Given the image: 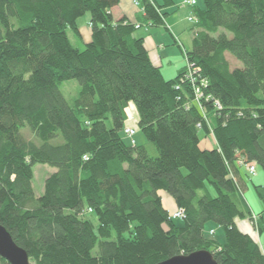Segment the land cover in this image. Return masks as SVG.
<instances>
[{
	"label": "trees",
	"instance_id": "16d2710c",
	"mask_svg": "<svg viewBox=\"0 0 264 264\" xmlns=\"http://www.w3.org/2000/svg\"><path fill=\"white\" fill-rule=\"evenodd\" d=\"M120 2L0 0V225L31 264H160L205 250L218 264H264V188L255 185L256 215L242 173L264 170V0L191 7L193 49L182 46L174 80L134 37L139 24L112 17ZM136 3L147 25H164L161 7ZM87 15L92 41L79 50L68 33L80 36ZM71 80L80 83L73 105L61 91ZM132 102L146 145L124 134ZM210 139L216 147L205 149ZM40 164L56 171L37 196ZM209 223L225 243L206 237Z\"/></svg>",
	"mask_w": 264,
	"mask_h": 264
},
{
	"label": "crops",
	"instance_id": "0c3cea01",
	"mask_svg": "<svg viewBox=\"0 0 264 264\" xmlns=\"http://www.w3.org/2000/svg\"><path fill=\"white\" fill-rule=\"evenodd\" d=\"M187 0H150L152 4L155 6L161 7L159 10L160 15H164V25L162 27H166L168 30L172 32V36L175 39V44L179 43L181 47L183 46L184 49L191 51L190 45L192 46L194 36L192 31L195 27L189 20V17L193 16V8H190L186 5ZM135 2H139L141 4L142 0H121L117 7L111 10L112 17H114L115 21H119L121 19H126L129 22L135 24H139L141 26L139 29L136 30L134 33V37L138 39H143L144 47L147 49L149 58H151L152 64L161 69L162 75L164 77V72L166 71V66L168 68H172L173 71H169L170 73L174 72V75L177 77L185 68L184 66L177 67L176 59L178 58L175 56V48L174 49H166L171 43V39L159 32H155V29H160L162 27H155L147 25L145 21V16L143 13L142 5ZM197 3V6L203 7V4ZM138 4V5H137ZM179 6H187L183 10L179 9ZM189 8V9H188ZM87 19L83 21L82 19L79 20V29H80V36H78V40L83 42V47L85 48L88 43L92 41V30L90 29V16H85ZM185 22L189 23V26L185 25ZM169 23V24H168ZM189 32V33H187ZM191 32V34H190ZM168 39H167V38ZM193 47V46H192ZM80 50V48H78ZM174 56V57H173ZM186 59V57H185ZM168 63V65L165 64ZM180 62V61H179ZM171 70V69H170ZM168 72V73H169ZM169 73V74H170ZM170 78L167 80H174L175 78ZM164 79H166L164 77ZM127 113V110H126ZM206 145V144H205ZM207 146V145H206ZM204 146L205 149H209V146ZM164 207L170 212L175 213L177 210L176 203L172 197H169L164 192H159ZM215 195V194H214ZM237 227L242 232L251 233L256 236L252 230V226L248 223V221H237ZM207 227V226H206ZM214 230H210L213 232ZM257 240H260V244L262 243L261 247H263L264 251V240L263 237L256 236Z\"/></svg>",
	"mask_w": 264,
	"mask_h": 264
},
{
	"label": "rangeland",
	"instance_id": "374dc122",
	"mask_svg": "<svg viewBox=\"0 0 264 264\" xmlns=\"http://www.w3.org/2000/svg\"><path fill=\"white\" fill-rule=\"evenodd\" d=\"M196 1L198 3H200V5H202L201 0H196ZM185 7H187V6H182V7L179 6V9L183 10ZM87 16H89V15H87ZM189 18L187 20H189ZM85 19H87V17L82 18L83 21H85ZM185 25L189 26V23L185 22ZM154 31L159 32L160 34L166 35L171 39V43L168 46V48H166V49H174L175 48V54L174 55L178 57L176 59V61H178V63L176 62V65H177V67L184 66L186 64V59H187V58L185 59V57L183 55L185 50H183V48L179 45V43L175 44V39L172 36V32L170 30H168L166 27H162L159 30L155 29ZM187 33H189V32H187ZM68 34H69V39L71 40L72 45L76 49L80 48V50H83L84 49L83 42H81L80 40L77 39L78 36H76L72 31H69ZM190 34H191V32H190ZM190 49H193V47L191 45H190ZM229 59H230V64H231L232 68H239V66L242 67L241 63L238 62L237 60H235L232 55L229 57ZM165 64L168 65L167 62H165ZM165 70L166 71L164 72V77L166 79H169L170 78L169 76H172L171 78L176 77L175 76L176 74L174 75V72H173V74H172V72L171 73L169 72V71H173L172 68H168V66H166ZM61 91H62V94H64L65 99L68 102V104L73 105L74 101L77 100L79 97L80 83H78L75 80L65 82V83H63V86L61 87ZM127 113H128V118L125 121V126H126V128H129L135 132L136 135L134 137V141L137 143V145L148 144L147 138L140 131L139 113L137 111V107H136L135 102L134 103L132 102L129 105V107L127 108ZM108 125H110V127H112L110 122H108ZM23 134H25V132H23ZM26 136H27V138L31 137L29 131H27ZM127 142L129 143L128 140H127ZM206 145L209 146V148H211V147L213 148V147H216V142H214L212 139H210L209 141L206 142ZM34 171H35V177L33 180L34 192H36L37 196H41V194H43L46 178H48L51 175V173H53L56 170L54 168H52L51 166L49 167V166H45V165L40 164L39 166H36L34 168ZM256 172L257 173L253 177V176H249L245 171L244 172L242 171L243 183L247 184V188L245 189V192H244L245 198H246L248 204L251 206L253 213L257 215V213H261V211L263 210V204L261 203L260 198H259L258 194L256 193L255 185L261 186L264 188V170L261 167H257ZM210 193H211V195H214V190L210 189ZM90 218L93 222L96 223L93 216H91ZM206 226H207L206 227L207 228L206 229V233H207L206 237L208 236L209 238L216 240L217 242H219L221 244L226 242L225 234H224L222 227H219L218 225L213 224V223H209ZM210 230H214V231L211 234H209ZM263 240H264V237H263ZM261 245H262V243H261ZM32 264H34V262Z\"/></svg>",
	"mask_w": 264,
	"mask_h": 264
},
{
	"label": "water",
	"instance_id": "95a60500",
	"mask_svg": "<svg viewBox=\"0 0 264 264\" xmlns=\"http://www.w3.org/2000/svg\"><path fill=\"white\" fill-rule=\"evenodd\" d=\"M0 258L8 264H31L25 249L19 247L4 226L0 225ZM160 264H218L213 254L208 251H197L191 255L175 256Z\"/></svg>",
	"mask_w": 264,
	"mask_h": 264
},
{
	"label": "built area",
	"instance_id": "2783aa9c",
	"mask_svg": "<svg viewBox=\"0 0 264 264\" xmlns=\"http://www.w3.org/2000/svg\"><path fill=\"white\" fill-rule=\"evenodd\" d=\"M186 5L189 6V7H194L197 5L196 3V0H187L186 2ZM138 5V4H137ZM195 20V18H189V21L193 22ZM138 29L140 28L139 26H137ZM198 71V70H197ZM197 71L195 70L194 72L192 70H190V72L188 73L187 75V78H189L192 82V86H193V89L196 90V98L199 99L201 96H202V93H201V89L197 87V85H195L196 83V79L194 78L195 74L197 73ZM202 82V85L205 87L207 85L206 82L204 81H201ZM197 87V88H196ZM124 134L132 141V144H135L134 142V137H135V132L129 128H126L124 130ZM248 171L250 172V174L252 176H255V167H249ZM171 216L174 218V219H182V217H184V212L181 210V211H176L175 213H172Z\"/></svg>",
	"mask_w": 264,
	"mask_h": 264
}]
</instances>
